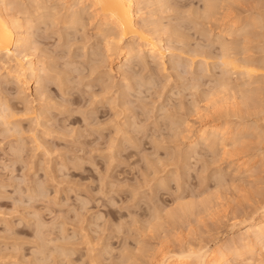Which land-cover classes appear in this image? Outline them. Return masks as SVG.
Instances as JSON below:
<instances>
[{"label": "rangeland", "instance_id": "374dc122", "mask_svg": "<svg viewBox=\"0 0 264 264\" xmlns=\"http://www.w3.org/2000/svg\"><path fill=\"white\" fill-rule=\"evenodd\" d=\"M218 2L210 18L202 17L205 0L142 4L146 19L181 26L187 43H171L173 62L157 69L161 84L139 90L130 62L119 71L116 55L108 58L101 14L92 7L84 24L69 26L70 0L48 2L54 16L36 19L28 55L54 75L42 82L46 93L36 94L35 77H18L15 59L0 61V97L16 113L10 124L0 116V264H144L184 239L217 254L244 229L264 196V74L227 72L217 55L226 41L235 57L264 62V0ZM195 48L212 51L210 63L202 55L193 62ZM143 56L151 67L149 52L132 60ZM210 119L229 131L227 146L200 144L186 158L189 130ZM191 201L197 207L187 218L166 217ZM245 257L264 264V247Z\"/></svg>", "mask_w": 264, "mask_h": 264}, {"label": "bare ground", "instance_id": "6f19581e", "mask_svg": "<svg viewBox=\"0 0 264 264\" xmlns=\"http://www.w3.org/2000/svg\"><path fill=\"white\" fill-rule=\"evenodd\" d=\"M50 1L51 0H26V1L25 0H0V61H3V57L6 55L7 57H11V59L12 58L15 59L16 65H17L16 71L18 72V77L21 78L22 76L27 75L28 79L30 80L31 78L35 77L37 81V84L35 85V92L39 96L46 93V92L44 93V90H45L43 88L44 83L42 84V82H44V80L46 79V76L49 75L48 73L49 71H47L48 68L45 69V68L39 67L38 63L34 61V59L28 56L30 55L29 50L32 48L31 47V41H32L31 37L34 36L32 35L33 33L31 32V29L36 27V25L34 26V23L37 22L36 19L44 22L46 19L47 20L48 18L51 19L54 16V14L48 10L51 7L48 4V2ZM145 1H152V0H70L69 5L66 6L71 11L68 17L69 19L67 20V23L69 26H72V25L75 26L77 24L78 25L84 24L83 16L92 7H93L92 12H97V14L98 13L101 14L103 18L99 26V29L105 35L104 40H105L106 52H108V58H112V56L116 55V58L120 63L119 71L120 69L124 70L123 69L124 64L130 62V64L127 65L128 75L130 74L133 77V79L135 78L134 83H136L137 89L138 88L142 89L143 87L150 89L152 86H157L161 81L159 75L157 74L158 66L166 65V61L168 59L173 62L174 57H175L174 52L171 51V43L173 42L181 43V44L187 43L186 38H185L187 35H185V32H183V30L181 29V26L177 25L178 27H174L171 30L168 27L164 26V23L161 19H155V18H152V19L149 18V20L146 19L142 13V10L144 8L142 4H144ZM159 1H162V0H157V2ZM218 1L219 0H205V10H204V13L202 14V17H206V18L213 17L216 14L217 9L221 7V4ZM221 1H225V0H221ZM79 3H81L82 6L75 8L74 6ZM167 3H169V1L162 2L161 6H165V4ZM180 14L183 16L182 18L185 17V15L183 14V11H181ZM224 30H225L224 28L221 29L222 31L221 34L224 33L223 32ZM169 31H171L173 36L167 34ZM220 45H221V52L217 56L218 58L221 59V62L227 68V72H231L232 74L233 73L245 74V75L247 74V76L248 75L254 76L259 73L264 74V62L257 63L248 58L235 57L231 51L233 47L232 46L230 47L229 43L226 41H220ZM201 49L195 48L193 50L195 53H193L192 58L191 57L190 58L194 62L193 57H195L196 55H199L200 57V55H202L203 57V59L201 57L202 61H204L205 63L206 62L208 63L209 62L208 59L213 57V53L211 55L212 51L203 52L201 51ZM97 52L95 51L93 52L95 56L97 55ZM143 52H149V56L151 58V63H152V66H151L152 68L149 66L150 62H148V60L146 59L147 56H143L136 60H132L134 55L140 54ZM175 63L176 62H174V64ZM99 64L100 63L98 61L97 65L99 66ZM50 66L52 67L53 65H50ZM70 66L72 65L70 64ZM147 66H149V68L152 69L148 75L144 76L138 73L141 70V67L143 70ZM93 68L95 69L96 66H94ZM56 70L58 71V69ZM52 71H55V70H52ZM53 76L49 75L48 77H53ZM193 76L195 75L193 74ZM196 79H197L196 77L191 78V80L193 81ZM219 79H220V85L222 89L226 90L228 86L230 85L229 78H226L225 76H223V77H220ZM65 80H67V76ZM185 80L187 81L188 78H185ZM193 84L196 85L197 83L193 82ZM124 91L122 92L123 93L122 95H124L123 99L125 98V96L129 95V94L127 95L126 93L127 91L125 92ZM245 98L246 100H248L249 96L245 94ZM4 100H5L4 98L0 97V116L8 118V117L15 115L16 113H14V110L11 107V105H8V103L6 102L7 100L5 101ZM26 104L27 103H25V106ZM43 111L44 110H42V112ZM189 111H190V108H189ZM22 112H24V115L25 113L30 112V107L26 106ZM40 114L38 115V117H40ZM137 114L140 117L142 113L138 112ZM24 115L22 114V116ZM42 116L43 115H41V117ZM5 118L1 117V119L3 120L7 119ZM8 119L6 122L8 124L12 123L11 121H8ZM170 119L168 122L170 123L169 126L171 125L176 126L175 124H178L179 122V119H178V122L176 120H173L174 118L173 119L170 118ZM37 122L40 123V121H37ZM37 125L39 124L37 123ZM19 126H21V123L18 124V127ZM220 126L216 125L210 119V120L203 121V123L200 124L199 127H197V129L189 130L190 134L188 135V138H189L190 150L185 153V157L189 158L192 154L191 151L195 152V147L200 144L212 146L213 144L218 143V144H224V147H226L227 143L225 142V140H227L228 137L230 136L229 131ZM28 128H31V127H28ZM17 129L19 131V129L21 128H17ZM24 129L25 128L21 130L23 131L26 130L27 132L28 129H25V130ZM135 129L133 130L134 132H136ZM12 130L14 129L12 128ZM15 131L17 132L16 128H15ZM143 131H145V129ZM143 131H142L143 135H146L144 134L145 132ZM184 137L185 136H183V138ZM240 165H243V162H241ZM208 203L209 201L206 200L202 202V205L203 206L206 204L208 205ZM196 207H197V204L195 202H192V201L183 202V203H180L177 208L168 212L166 217L169 218L170 220L171 219L172 220L184 219V218H187L190 213L194 212ZM252 213H253V216L248 221V223L244 225V229L238 228L237 230H235L233 235L229 237L228 241L225 244L223 243L221 248H219L217 254L213 253V250L210 249L209 247L199 246L195 241L193 240L191 241V239H186V240L184 239L185 242L183 241V243H180V245L176 247L171 246V248H169L167 252L165 251L159 256L153 255L144 264H229L228 263V252L226 250L225 251L222 250L223 248L224 249L227 248L229 249L230 252L232 251L234 254H236V260H238L239 262L238 264H244L245 262L248 263V261H246L247 257H245V254L247 253L251 254L253 247L256 245H262V247H264V196L262 197V200L260 201V203L256 207H254V209L252 210ZM156 214L157 213H155L154 215L157 216ZM38 227H39L38 228L39 230L40 228H42V226L40 227L39 225ZM41 231L42 230H40V232L38 233L39 234L42 233ZM43 234L45 235L44 238H46V242H47L48 240H47L45 232L40 235L43 236ZM40 235H39V238L41 237ZM44 238L41 237L40 239H44ZM46 242L43 243V241L41 240L40 243H42L41 245L47 246ZM43 249H46V248H43ZM252 258H253V255L249 257V259H252ZM240 262H243V263H240Z\"/></svg>", "mask_w": 264, "mask_h": 264}]
</instances>
